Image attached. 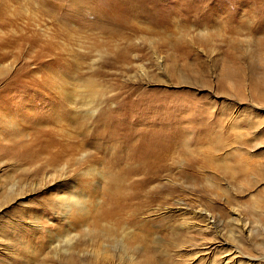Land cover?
<instances>
[{"label":"rangeland","instance_id":"1","mask_svg":"<svg viewBox=\"0 0 264 264\" xmlns=\"http://www.w3.org/2000/svg\"><path fill=\"white\" fill-rule=\"evenodd\" d=\"M0 264H264V0H0Z\"/></svg>","mask_w":264,"mask_h":264},{"label":"bare ground","instance_id":"2","mask_svg":"<svg viewBox=\"0 0 264 264\" xmlns=\"http://www.w3.org/2000/svg\"><path fill=\"white\" fill-rule=\"evenodd\" d=\"M85 85H86L87 88H88V86H90L89 82H87ZM87 88H85V89H87ZM86 91H87V90H86ZM158 136H160V135H158ZM158 138H159V137H156V138H155V139H157V140L154 139V141H155L154 143H157L156 148L162 146V145L160 144V143H161V140H159ZM141 146H142V142H139V143H138L136 146H134V147H135L136 150L139 149V148L142 149V150H144L145 147H146V149H147L148 151H151V152L155 149V148L153 149V147H151V146H149V145H147V146H146V145H143L142 147H141ZM136 150H135V151H136ZM142 150H140V151H142ZM138 152H139V151H138ZM142 153H143V152H142ZM112 175H113V174H112ZM110 179H111V178H110ZM120 180H121V178H120ZM120 180H119V183H120ZM112 181H114V180H112ZM114 182H115V181H114ZM116 182H117V181H116ZM117 183H118V182H117Z\"/></svg>","mask_w":264,"mask_h":264}]
</instances>
